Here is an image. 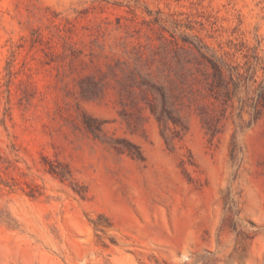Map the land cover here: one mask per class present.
I'll return each instance as SVG.
<instances>
[{
    "label": "rangeland",
    "instance_id": "obj_1",
    "mask_svg": "<svg viewBox=\"0 0 264 264\" xmlns=\"http://www.w3.org/2000/svg\"><path fill=\"white\" fill-rule=\"evenodd\" d=\"M0 264H264V0H0Z\"/></svg>",
    "mask_w": 264,
    "mask_h": 264
},
{
    "label": "trees",
    "instance_id": "obj_2",
    "mask_svg": "<svg viewBox=\"0 0 264 264\" xmlns=\"http://www.w3.org/2000/svg\"><path fill=\"white\" fill-rule=\"evenodd\" d=\"M213 68H214V70H215V76L217 77V76H221L222 75V72H221V69L216 65V64H213Z\"/></svg>",
    "mask_w": 264,
    "mask_h": 264
}]
</instances>
